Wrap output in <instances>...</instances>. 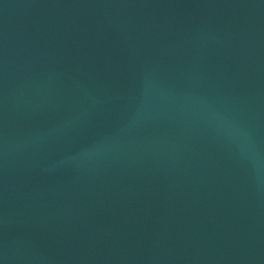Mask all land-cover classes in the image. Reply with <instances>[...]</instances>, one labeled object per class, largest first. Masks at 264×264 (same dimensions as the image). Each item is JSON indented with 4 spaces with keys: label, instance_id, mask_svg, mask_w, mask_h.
Wrapping results in <instances>:
<instances>
[{
    "label": "water",
    "instance_id": "1",
    "mask_svg": "<svg viewBox=\"0 0 264 264\" xmlns=\"http://www.w3.org/2000/svg\"><path fill=\"white\" fill-rule=\"evenodd\" d=\"M0 264H264V0H0Z\"/></svg>",
    "mask_w": 264,
    "mask_h": 264
}]
</instances>
